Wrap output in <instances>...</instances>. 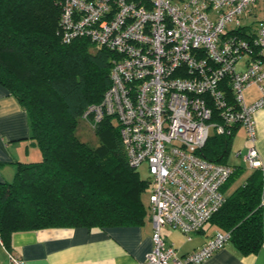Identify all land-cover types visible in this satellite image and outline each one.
<instances>
[{
    "label": "built area",
    "instance_id": "built-area-1",
    "mask_svg": "<svg viewBox=\"0 0 264 264\" xmlns=\"http://www.w3.org/2000/svg\"><path fill=\"white\" fill-rule=\"evenodd\" d=\"M60 7L63 41L87 37L116 54L109 87L81 120L95 128L114 117L128 165H147L152 247L139 264L201 262L229 231L179 254L161 229L190 238L225 202L235 166L197 154L211 129L242 127L248 146L236 155L250 168L262 165L254 113L264 108V0H61ZM252 85L258 97L247 102ZM6 251V264H27Z\"/></svg>",
    "mask_w": 264,
    "mask_h": 264
},
{
    "label": "trees",
    "instance_id": "trees-1",
    "mask_svg": "<svg viewBox=\"0 0 264 264\" xmlns=\"http://www.w3.org/2000/svg\"><path fill=\"white\" fill-rule=\"evenodd\" d=\"M60 1L0 0V84L27 112L40 152L37 160L17 162L10 181H0L6 246L17 231L138 225L147 211L151 180L128 165L115 118L106 115L93 128L96 143L77 133L81 113L110 85L116 54L87 37L63 41ZM237 128L213 132L197 154L227 163ZM234 166L223 191L242 170ZM225 196L207 227L229 231L243 253L257 251L264 246V164Z\"/></svg>",
    "mask_w": 264,
    "mask_h": 264
},
{
    "label": "crops",
    "instance_id": "crops-1",
    "mask_svg": "<svg viewBox=\"0 0 264 264\" xmlns=\"http://www.w3.org/2000/svg\"><path fill=\"white\" fill-rule=\"evenodd\" d=\"M254 119L255 147L264 164V108L255 111ZM239 130L245 136L242 127H238L236 132ZM237 151L244 153L239 144L234 154L241 156L236 155ZM39 158V149L30 138L27 112L0 84V181L13 178L17 162ZM227 163L238 165L229 159ZM223 192L227 194L226 190ZM212 233L206 224L193 232L190 238L172 226L166 225L161 229L162 237L179 254L197 248ZM151 234L152 222L147 204L144 221L138 225L46 227L14 232L8 246L0 238V263H7L8 249L27 264H139L152 247ZM195 264H264V246L255 252L243 253L228 241L211 256Z\"/></svg>",
    "mask_w": 264,
    "mask_h": 264
},
{
    "label": "rangeland",
    "instance_id": "rangeland-1",
    "mask_svg": "<svg viewBox=\"0 0 264 264\" xmlns=\"http://www.w3.org/2000/svg\"><path fill=\"white\" fill-rule=\"evenodd\" d=\"M251 16L247 18L248 21L251 20ZM244 96L247 102L253 101L255 98L258 97V90L257 87L254 86H249L244 90ZM211 134L214 132L213 129L210 130ZM237 131V130H236ZM77 133L79 137L83 140H90L92 143H96V136L93 132V128H90L88 124L81 120L78 126ZM232 142V147L228 156L229 161L235 162L236 164L240 165L242 167L241 172L236 175L230 184L228 185L226 192L227 194L230 193L234 187H236L238 184H240L248 175L249 173V167L247 166L246 162L243 160L242 156L236 157L235 156V151L237 149V145L239 144L243 149L244 152L246 151V147L248 146V141L245 138V136L242 134V132L239 130L238 132H235ZM250 143V142H249ZM245 147V148H244ZM136 171L138 172V175L142 179H148L149 178V172L147 165L145 163L141 164L136 168ZM151 188L149 187L146 192H145V198L147 199V195L150 192Z\"/></svg>",
    "mask_w": 264,
    "mask_h": 264
}]
</instances>
